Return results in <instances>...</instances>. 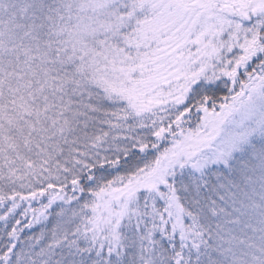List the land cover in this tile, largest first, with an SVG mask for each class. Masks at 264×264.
Listing matches in <instances>:
<instances>
[{
    "label": "snow or ice",
    "instance_id": "obj_1",
    "mask_svg": "<svg viewBox=\"0 0 264 264\" xmlns=\"http://www.w3.org/2000/svg\"><path fill=\"white\" fill-rule=\"evenodd\" d=\"M0 264H264V0H0Z\"/></svg>",
    "mask_w": 264,
    "mask_h": 264
}]
</instances>
